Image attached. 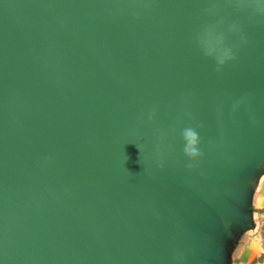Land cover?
Here are the masks:
<instances>
[{
  "label": "water",
  "instance_id": "obj_1",
  "mask_svg": "<svg viewBox=\"0 0 264 264\" xmlns=\"http://www.w3.org/2000/svg\"><path fill=\"white\" fill-rule=\"evenodd\" d=\"M264 158V0H0V264H216Z\"/></svg>",
  "mask_w": 264,
  "mask_h": 264
},
{
  "label": "crops",
  "instance_id": "obj_2",
  "mask_svg": "<svg viewBox=\"0 0 264 264\" xmlns=\"http://www.w3.org/2000/svg\"><path fill=\"white\" fill-rule=\"evenodd\" d=\"M263 176L257 167L250 177L238 207L237 222L230 226L216 264H230V254L231 264H264L263 238L258 231V216L264 206V195H257L259 189L264 188ZM245 245L248 246L247 252Z\"/></svg>",
  "mask_w": 264,
  "mask_h": 264
},
{
  "label": "rangeland",
  "instance_id": "obj_3",
  "mask_svg": "<svg viewBox=\"0 0 264 264\" xmlns=\"http://www.w3.org/2000/svg\"><path fill=\"white\" fill-rule=\"evenodd\" d=\"M258 167H259L260 171L262 172V174L264 175V162L262 163V165H259ZM263 178H264V176H263ZM255 189H256L255 191H257L258 187H256ZM259 194H261L260 190H259V192H257V195H259ZM258 220H259L258 231H259L261 237L264 239V206L261 208L260 215L258 216ZM263 259H264V256H263Z\"/></svg>",
  "mask_w": 264,
  "mask_h": 264
},
{
  "label": "clouds",
  "instance_id": "obj_4",
  "mask_svg": "<svg viewBox=\"0 0 264 264\" xmlns=\"http://www.w3.org/2000/svg\"><path fill=\"white\" fill-rule=\"evenodd\" d=\"M243 238V237H242ZM241 238V239H242ZM241 241V240H240ZM261 243H264V241H261ZM245 249H246V252H247V250H248V246L247 245H245ZM230 264H231V254H230Z\"/></svg>",
  "mask_w": 264,
  "mask_h": 264
},
{
  "label": "snow or ice",
  "instance_id": "obj_5",
  "mask_svg": "<svg viewBox=\"0 0 264 264\" xmlns=\"http://www.w3.org/2000/svg\"><path fill=\"white\" fill-rule=\"evenodd\" d=\"M261 191V194L264 195V188L259 189Z\"/></svg>",
  "mask_w": 264,
  "mask_h": 264
},
{
  "label": "bare ground",
  "instance_id": "obj_6",
  "mask_svg": "<svg viewBox=\"0 0 264 264\" xmlns=\"http://www.w3.org/2000/svg\"><path fill=\"white\" fill-rule=\"evenodd\" d=\"M263 162H264V158L261 160V162H260L261 164L260 165H262Z\"/></svg>",
  "mask_w": 264,
  "mask_h": 264
},
{
  "label": "trees",
  "instance_id": "obj_7",
  "mask_svg": "<svg viewBox=\"0 0 264 264\" xmlns=\"http://www.w3.org/2000/svg\"><path fill=\"white\" fill-rule=\"evenodd\" d=\"M263 241H264V239H263ZM263 245H264V243H263Z\"/></svg>",
  "mask_w": 264,
  "mask_h": 264
}]
</instances>
